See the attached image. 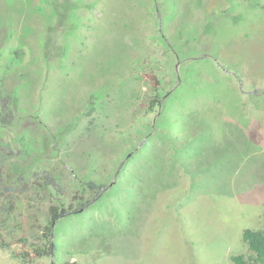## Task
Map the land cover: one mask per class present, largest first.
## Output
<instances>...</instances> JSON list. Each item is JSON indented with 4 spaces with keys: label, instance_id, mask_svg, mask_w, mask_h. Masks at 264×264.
<instances>
[{
    "label": "rangeland",
    "instance_id": "1",
    "mask_svg": "<svg viewBox=\"0 0 264 264\" xmlns=\"http://www.w3.org/2000/svg\"><path fill=\"white\" fill-rule=\"evenodd\" d=\"M88 201L30 264L248 254L243 231L264 227V0H0V264L44 244L51 206Z\"/></svg>",
    "mask_w": 264,
    "mask_h": 264
},
{
    "label": "trees",
    "instance_id": "2",
    "mask_svg": "<svg viewBox=\"0 0 264 264\" xmlns=\"http://www.w3.org/2000/svg\"><path fill=\"white\" fill-rule=\"evenodd\" d=\"M151 79L155 92L159 89L158 81L154 76L147 77ZM161 103V99L155 100V106ZM3 110L6 111V104L3 105ZM11 118V114L6 113L2 119L1 123L7 124L9 123V119ZM37 182L38 187L41 191L48 195L52 196L56 199V201L60 202L61 196H63V192L60 187L55 183V181L47 174L43 173L41 178L38 179ZM41 181V182H40ZM91 188L95 187L94 184H88ZM102 192H98L95 198H98ZM89 201L84 205H80L76 209H72L71 206H68L67 209H64L63 206L58 208L51 206L49 208V221L48 225L44 227V244L42 245H34L28 244L26 245L27 250H22L20 252H13L12 255L14 258H17L21 261L22 264H30L36 261L37 259L43 257H50L53 254V241H52V229L55 221L63 216L78 213L83 211L88 205ZM242 241L246 246L247 255H236L231 257V261L233 264H264V227L258 231H253L246 229L242 233Z\"/></svg>",
    "mask_w": 264,
    "mask_h": 264
}]
</instances>
